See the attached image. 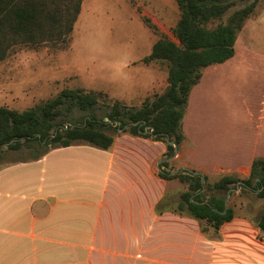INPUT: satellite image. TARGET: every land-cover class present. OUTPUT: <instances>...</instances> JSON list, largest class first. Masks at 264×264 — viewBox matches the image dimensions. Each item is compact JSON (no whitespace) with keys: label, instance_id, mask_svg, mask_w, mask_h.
Instances as JSON below:
<instances>
[{"label":"crops","instance_id":"1","mask_svg":"<svg viewBox=\"0 0 264 264\" xmlns=\"http://www.w3.org/2000/svg\"><path fill=\"white\" fill-rule=\"evenodd\" d=\"M233 60L206 68L189 103L207 76ZM8 63L0 62L2 101L28 84L20 82V67ZM248 96L242 109L257 122L223 137L220 160L198 158L186 127L188 103L181 168L210 181L251 174L254 159H264V99ZM166 150L163 141L122 133L110 149L79 141L0 167V264H264V230L258 225L264 198L253 209L245 202L233 207L234 219L217 232H203L192 217L157 212L159 202L174 194L176 179L158 174Z\"/></svg>","mask_w":264,"mask_h":264},{"label":"trees","instance_id":"2","mask_svg":"<svg viewBox=\"0 0 264 264\" xmlns=\"http://www.w3.org/2000/svg\"><path fill=\"white\" fill-rule=\"evenodd\" d=\"M180 11L173 31L178 42L160 37L143 62L159 61L168 65V86L153 99L147 98L141 107L124 106L119 100L106 104L103 116V93L83 88H65L56 96L24 111L0 105V151L28 149L30 159L36 160L58 147L76 142H88L110 149L116 133L163 141L159 177L179 180L187 186L179 200L163 198L156 207L158 213L172 211L200 222L203 232H217L235 217L232 206H226L227 192L236 189L252 190L264 198V159L255 158L251 174L223 175L210 181L207 175L195 170H175L176 142L179 150L186 136L183 120L193 88L200 83L206 68L225 63L236 54V43L248 19L254 14L256 1L233 10L237 0H176ZM83 0H0V60L8 48L17 44H67L82 10ZM103 107V108H102ZM77 111L83 115H77ZM109 118L106 121L105 118ZM150 129L146 131V127ZM151 128L154 130L152 131ZM258 225L264 230V212Z\"/></svg>","mask_w":264,"mask_h":264},{"label":"rangeland","instance_id":"3","mask_svg":"<svg viewBox=\"0 0 264 264\" xmlns=\"http://www.w3.org/2000/svg\"><path fill=\"white\" fill-rule=\"evenodd\" d=\"M254 1L255 12L236 43L237 57L229 59L234 60L221 67L218 75L207 76L198 97L193 99V95L189 103L186 127L200 160H220L223 137L249 131L257 122L242 108L248 95L264 99V0H237L225 19L233 10ZM179 18L176 0H83L66 45L25 43L7 49L0 62L20 67L16 70L21 73L20 82L28 84L23 85V93L11 96L9 101L0 100V105L24 111L65 88H83L104 94L101 103L105 107L97 110L99 116L105 114L106 104L117 100L127 107H141L145 99H153L168 86L167 63L146 64L143 59L160 37L178 42L173 29ZM6 149L0 151V167L32 156L28 149ZM180 152L174 159L175 170L182 162ZM174 182L172 201L179 200L180 193L187 189L179 180ZM244 202L253 209L263 203V198L240 189L229 195L228 205L234 208Z\"/></svg>","mask_w":264,"mask_h":264},{"label":"water","instance_id":"4","mask_svg":"<svg viewBox=\"0 0 264 264\" xmlns=\"http://www.w3.org/2000/svg\"><path fill=\"white\" fill-rule=\"evenodd\" d=\"M106 120L109 121V118L106 117ZM149 129H150V127L147 126V127H146V131H148ZM151 130L153 131L154 129L151 128ZM168 143H171V144H173V145L175 146V148H176V154H175L174 158L177 157L178 152H179V147H178V145L176 144V142H171V141H169V140H168ZM159 168H160V169L162 168V167L160 166V164H159ZM180 170H181V167H179V168H177L176 170H174V171L172 172V174H174V173H176V172H178V171H180ZM195 173L197 174V173H199V172H195ZM200 174L202 175V181H204V176H203V174H202V173H200ZM236 190H237V189H236ZM231 191H232V190H229V191L227 192L226 206H228L229 195H230V192H231Z\"/></svg>","mask_w":264,"mask_h":264}]
</instances>
